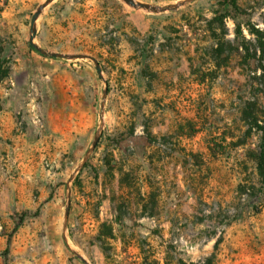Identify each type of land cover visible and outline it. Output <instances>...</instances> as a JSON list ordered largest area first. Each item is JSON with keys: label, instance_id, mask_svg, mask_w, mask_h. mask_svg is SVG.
Here are the masks:
<instances>
[{"label": "rangeland", "instance_id": "374dc122", "mask_svg": "<svg viewBox=\"0 0 264 264\" xmlns=\"http://www.w3.org/2000/svg\"><path fill=\"white\" fill-rule=\"evenodd\" d=\"M45 1L0 0V264H264V0H54L101 76Z\"/></svg>", "mask_w": 264, "mask_h": 264}, {"label": "water", "instance_id": "95a60500", "mask_svg": "<svg viewBox=\"0 0 264 264\" xmlns=\"http://www.w3.org/2000/svg\"><path fill=\"white\" fill-rule=\"evenodd\" d=\"M54 0H46L40 7L37 8V10L33 13L32 17H31V21H30V30H29V40H28V43L29 45L35 49L37 52H39L41 55L45 56V57H51V58H57V59H65V60H75V59H81V60H89L91 61L94 66H95V69L98 73V75L101 76V69H100V66H99V63L92 57L90 56H87V55H68V54H61V53H56V52H50V51H46V50H43L41 48H39L34 42V38L36 36V21L38 19V17L40 16V14L42 13V11L48 6L50 5ZM191 1H194V0H182L180 1L179 3L177 4H171V5H168V6H165V7H158V6H154V5H150V4H147V3H143V2H138V1H135V0H121V2H123L125 5H127L128 7L132 8V9H141V10H144L148 13H154V14H157V13H163V12H166V11H173L175 9H177L178 7L184 5L185 3H188V2H191ZM105 99V94L103 95V101ZM101 111L103 110V107H104V102H102L101 104ZM101 128H102V113L100 115V123H99V128L97 130V133L94 137V142L92 144V146L89 148L88 152L86 153L85 157H84V160L79 164V166L76 168V170L74 171L72 177L70 180L73 179L74 176H76L78 174V172L81 170V168L83 167L84 163L88 160L89 158V155L90 153L94 150L96 144L98 143L99 141V138H100V135H101ZM69 180V182H70ZM69 184H67V187H68ZM67 213H68V207L66 209V212H65V217H64V221L66 223L67 221ZM64 241L65 243L67 244L66 242V239L64 238ZM72 253L78 257L80 260H82L84 262V264H87L82 258H80V256H78L74 251H72Z\"/></svg>", "mask_w": 264, "mask_h": 264}, {"label": "trees", "instance_id": "16d2710c", "mask_svg": "<svg viewBox=\"0 0 264 264\" xmlns=\"http://www.w3.org/2000/svg\"><path fill=\"white\" fill-rule=\"evenodd\" d=\"M8 72V66L0 59V81L7 77ZM259 85L264 88V79L259 80ZM241 121L249 132H255L259 135L258 152L252 156V159L256 165L258 176L262 179L264 185V105L258 98H253L245 104L241 113ZM218 244L219 241L215 243V246ZM196 264H213V257L209 256Z\"/></svg>", "mask_w": 264, "mask_h": 264}]
</instances>
